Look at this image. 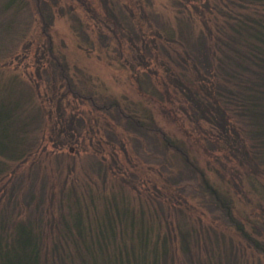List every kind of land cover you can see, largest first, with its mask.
Listing matches in <instances>:
<instances>
[{
    "label": "rangeland",
    "instance_id": "374dc122",
    "mask_svg": "<svg viewBox=\"0 0 264 264\" xmlns=\"http://www.w3.org/2000/svg\"><path fill=\"white\" fill-rule=\"evenodd\" d=\"M250 2L117 0L115 25L102 0H0V92L21 110L8 133L22 153L0 155V245L26 230L46 264L51 247L127 250L152 264L140 250L156 243L168 246L160 264H189L185 245L205 264H264L247 240L264 247L262 138L245 121L229 129V52L245 46L229 36V14ZM53 59L74 85L60 101ZM210 192L232 203L243 232L212 214Z\"/></svg>",
    "mask_w": 264,
    "mask_h": 264
},
{
    "label": "trees",
    "instance_id": "16d2710c",
    "mask_svg": "<svg viewBox=\"0 0 264 264\" xmlns=\"http://www.w3.org/2000/svg\"><path fill=\"white\" fill-rule=\"evenodd\" d=\"M115 1L117 0H102V6L106 12V18L112 19L115 25H119L121 22H124V15L120 13V16H118L115 10H113ZM252 1L253 2H250L251 4L255 3L258 6L254 7L255 4H253L252 6L254 8L252 7V10H250L247 14L242 12H237L236 14L231 12V14H229V36L231 37V35H233V38H238L236 42L237 45L242 42L245 44L243 48L241 47V50L239 48L229 52L234 54L230 60L233 65H229V67L237 69L235 74L229 78V106L232 105L233 107V110H230L231 108L229 109V119L233 121V123L229 121V129L235 131L237 123L242 121H245L248 126L252 125L254 128L250 130L249 136H261L262 141L261 145L258 143L260 148L257 155L260 162L264 164V0ZM241 6H243V8L245 7L243 3ZM194 8L197 12L202 14L201 10L197 6H194ZM127 27V31L130 35H137L133 26L127 25ZM201 44H203L202 39L199 40V46ZM233 48V45H229V50ZM180 59L186 61L188 58L180 56ZM53 61V64L50 61H48V63H50L52 68H59V79L61 82L60 86L57 89H54L53 93L57 94L56 100L60 101L66 95L65 93L71 91L73 83L71 84V79L66 70V66L64 64H60L58 60L55 61L53 59ZM239 66H245L243 71L249 69V72H254L252 76H250L253 80H251L250 84L248 83L249 81L240 79L242 74L241 70H239ZM42 71L44 72L42 73ZM37 74L39 77L42 75H46L48 77L49 75L54 76L55 73L52 71L51 74H47L45 69L41 68V72L37 69ZM46 80L48 79H45V82L48 83ZM178 84L179 86H182V82L180 80L178 81ZM60 87H63L64 92L61 90L58 91ZM75 88L76 87H74V89ZM2 92L3 91L0 93ZM253 92L255 93L253 94ZM13 93L14 92H11L10 94L5 95L2 93V95H0V155H3L4 151H9V159H12L15 155L22 156V153H19L21 150H13V146H16L14 136L8 133V129L11 128L15 122V120H10V117L14 115L13 111L17 112V114H19L18 111H21L19 105L17 106V104L9 102V95ZM74 94L76 95V91H74ZM115 112L119 116L120 110L119 112ZM57 113L62 121L73 120L75 122L74 117H78L72 115L65 118L62 108L60 107L57 109ZM79 119L76 120V122L77 124L82 125L81 116H79ZM133 127H135V125H133ZM75 131L77 135L80 134L79 130L75 129ZM2 172V161L0 160V174ZM210 193H212L210 194L211 198L214 199L212 201L215 202L214 205L210 207L212 214L219 215V218L223 215L226 220H229V223H235L232 216V203L228 201L227 198L224 199L220 197L218 193ZM233 225L240 233L243 232V229L239 224L235 223ZM18 233L19 235L16 239H14V245H10V247H8V244L4 247L0 245V264H46V262L42 260L43 247L37 246L38 237L36 235H31L30 232L26 230ZM182 235L183 239L186 241V234L182 233ZM243 236L245 237L244 233ZM247 238V240L253 245V247L250 248L264 253V247H259L258 243L254 239L249 238L248 235ZM156 246L157 247H151L149 256H147L149 247H141L140 250L141 254H144L145 258L148 259L150 255L152 256L151 261L148 259L152 264H160V258L163 260L167 253V245H165V248L162 250L158 247L161 246L159 243H156ZM185 247L184 252L188 256L189 264H205L199 260L195 261L194 256L187 252L188 245H185ZM108 248L51 247V253L54 256L52 264H77V262L78 264H138L135 258V254H137V252H127V250L118 251L113 248V251L109 256L106 253ZM144 262L145 260H140V263L144 264Z\"/></svg>",
    "mask_w": 264,
    "mask_h": 264
}]
</instances>
